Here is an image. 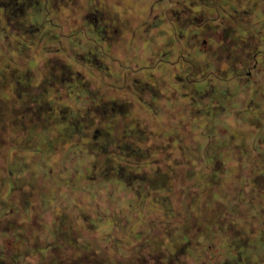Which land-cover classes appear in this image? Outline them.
Returning a JSON list of instances; mask_svg holds the SVG:
<instances>
[{
    "label": "clouds",
    "instance_id": "1",
    "mask_svg": "<svg viewBox=\"0 0 264 264\" xmlns=\"http://www.w3.org/2000/svg\"><path fill=\"white\" fill-rule=\"evenodd\" d=\"M29 259L264 264V0H0V264Z\"/></svg>",
    "mask_w": 264,
    "mask_h": 264
},
{
    "label": "rangeland",
    "instance_id": "2",
    "mask_svg": "<svg viewBox=\"0 0 264 264\" xmlns=\"http://www.w3.org/2000/svg\"><path fill=\"white\" fill-rule=\"evenodd\" d=\"M10 211H11V209H10ZM56 219H57V222H61V223H66L67 222V220H66V215H65V213L63 212V211H61V210H57V217H56ZM13 221H16V220H12V222ZM17 223H19V225H18V227L20 226V221H16ZM33 223L34 224H38L39 222L37 221V220H33ZM3 231L4 232H7V231H9V228L8 227H5L4 229H3ZM77 239V238H76ZM34 248L35 247H37L36 245H34L33 246ZM41 249H43V248H45V247H48V248H52V246H49V245H41V246H39ZM30 255V254H29ZM29 264H33V262H32V260L31 259H29Z\"/></svg>",
    "mask_w": 264,
    "mask_h": 264
},
{
    "label": "flooded vegetation",
    "instance_id": "3",
    "mask_svg": "<svg viewBox=\"0 0 264 264\" xmlns=\"http://www.w3.org/2000/svg\"><path fill=\"white\" fill-rule=\"evenodd\" d=\"M205 43H207V40H205ZM251 75H252V72L251 71H249L248 73H246V76H248V77H251ZM247 83H252V80L251 79H248L247 80ZM259 180H260V178H257V182H259ZM18 225H19V223H17L16 221H13V222L11 221V223H10V226H14V227H17V228H18ZM76 238H77L76 240H79L80 239L79 236H77ZM49 246H51V245H49ZM51 250H52V254L55 255V249L54 248H51ZM81 264H87V262L82 260L81 261ZM226 264H227V262H226Z\"/></svg>",
    "mask_w": 264,
    "mask_h": 264
}]
</instances>
